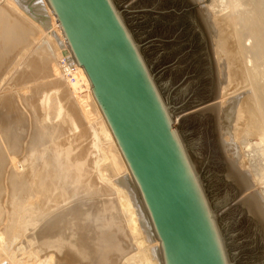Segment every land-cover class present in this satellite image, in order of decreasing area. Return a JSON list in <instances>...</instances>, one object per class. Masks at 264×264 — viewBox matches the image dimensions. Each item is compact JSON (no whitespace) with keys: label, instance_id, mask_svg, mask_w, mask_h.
I'll return each instance as SVG.
<instances>
[{"label":"rangeland","instance_id":"1","mask_svg":"<svg viewBox=\"0 0 264 264\" xmlns=\"http://www.w3.org/2000/svg\"><path fill=\"white\" fill-rule=\"evenodd\" d=\"M207 1L211 2L204 0V3ZM221 1L224 2L225 22L228 23L227 18H230L232 13H230L231 6H228L229 0H219L218 3ZM231 1L233 2V0ZM15 2L0 0V121L2 122L5 118L7 125L0 124V129H3L0 130V136L8 138L11 137V133H15L14 136L20 134L19 137L23 136V138L20 137V139L22 138L21 145L19 144L20 147L17 148L18 150L16 149V152L12 150V145L10 146L6 139L3 138L2 143L0 138V147L8 158V162L2 168L3 175L0 178L2 180H0V183L2 182L0 189H3V191L0 190V194L3 193L0 195V212L3 209V215L2 213L0 215L2 216L0 217V263L125 264V259L135 254L132 253L136 251L137 243L135 245L130 228L123 217L124 213L120 202L122 193H116L115 186H120V189L125 193L126 191L130 192L133 186L130 182H127V186L126 183L124 185L118 183L124 175L110 168L112 160L108 156H110L111 149L108 147L107 138L102 130L98 129L97 123H94L96 126L93 123L90 124L89 121L84 120V116H81L83 113L79 109L78 100L79 96L85 93V88L76 73L66 72L65 67L69 68V61L66 60L63 52L66 48L60 47L62 39L56 33L46 5L42 0H18ZM113 2L143 54L158 90L170 110L174 126L181 135L190 161L197 168L214 219L218 223L230 264H264V225L255 216L249 214L247 207L241 202L243 196L249 193L241 194L238 186L226 179L228 169V167L226 169V159H232V155L226 148L225 154H223V150L221 151L220 141L226 137L222 134L223 114L221 111L220 117L217 119L216 114L209 109L213 104H217L222 109L220 104L226 98L222 97L224 86L229 89V101L235 95H239L242 100L247 99L244 104V114L233 121L234 126L233 123L231 125L238 128L233 136L238 138L235 141H237V145H240V151L246 161L251 162L256 168L264 167V154L262 153L264 151L261 150L259 143H255L258 140L255 136L263 131L260 123H264V117L261 118L264 113L258 118L259 107L253 103L252 96L256 82L264 85V52L259 55L256 50L258 46L264 47L262 42L264 41V31L256 42H254L256 39L252 38L255 29L262 30L264 28V21H262L263 25L261 24L262 28L253 26L251 31L247 30L248 25L245 23V21L248 23L246 18L248 13H251L254 3L249 5L248 13L245 12L247 17L244 20L239 19V22L236 19L231 22L229 19L228 21L231 23L226 25L228 27L225 26L227 28L225 32L228 83L223 85L217 55L218 48L215 39L212 38L214 34L212 30L204 29L200 17L201 2H190L189 0H113ZM20 33H22L23 39L20 36L21 40L17 43L19 40L13 35H18L16 37L20 39ZM44 49H47L50 56L44 52ZM251 59L255 61L252 62ZM65 60L68 64L63 67ZM247 91L250 96H247ZM247 105L248 110H246ZM93 118L97 119L96 116ZM16 119L23 125L19 123L16 124L18 126H15L13 121L16 122ZM22 121L24 122L22 123ZM95 122L98 121L95 120ZM256 122L258 125L255 124ZM19 125L21 126L19 127ZM254 125L258 128V132ZM22 126L24 127L23 132L21 131ZM93 126L99 130H97L96 138L92 136L94 131L91 127ZM8 127L11 131L4 130ZM34 127L43 132L45 139V143L43 142L42 146L37 149L32 143L38 132ZM33 129L34 132L36 131L35 133L32 131ZM4 133L5 136H3ZM64 133L66 136H63ZM256 133L258 134L256 135ZM92 137L95 141L92 140ZM30 141L31 145H29ZM58 148L60 152L62 150L70 152L71 150L70 154H74L70 155L71 162H82L85 165H83L84 173L82 172L79 183L78 178H69L67 179L69 182L66 181L69 183V187L65 183V190L50 191L51 193H47L50 195L48 196L46 193L39 192V181L48 172L44 168L43 162L50 149H56L59 152ZM38 149L39 154H37ZM6 151L9 154L14 152L15 158H13L14 154L13 156L10 154V156ZM9 156L13 159L11 160ZM36 158L37 160H35ZM243 168L241 166L242 172L246 167ZM15 169H18L21 175L24 174L19 181L18 178L13 177L12 171ZM33 169L37 170L39 177L41 176L40 178L36 177L35 182L36 172ZM100 175L103 176V179ZM99 179L101 180L98 181ZM13 180L25 182L27 185L31 184L30 186L34 182L32 188L30 187L32 191L25 194L27 197L20 191L12 189ZM255 189H259L258 191L263 193L261 188H255V186L251 192ZM60 191H63L64 194L62 195ZM68 193L72 198L68 196ZM13 202L17 204L13 205ZM27 203L31 205L28 206ZM11 204L14 206L13 208ZM16 205H20L19 208ZM134 208L137 207L134 206ZM13 210L18 213H13ZM111 238H116L115 244H117L115 248L108 249L111 245V240H109ZM73 239L77 243L80 241L84 244L78 243L76 249L71 244H76ZM57 241H61L60 245ZM62 244L66 245L63 249H61ZM71 254L73 255L71 256Z\"/></svg>","mask_w":264,"mask_h":264},{"label":"water","instance_id":"2","mask_svg":"<svg viewBox=\"0 0 264 264\" xmlns=\"http://www.w3.org/2000/svg\"><path fill=\"white\" fill-rule=\"evenodd\" d=\"M129 168L164 264H230L203 185L113 0H47Z\"/></svg>","mask_w":264,"mask_h":264},{"label":"bare ground","instance_id":"3","mask_svg":"<svg viewBox=\"0 0 264 264\" xmlns=\"http://www.w3.org/2000/svg\"><path fill=\"white\" fill-rule=\"evenodd\" d=\"M10 1H12V2H14V3H16L15 1H18V0H10ZM43 2H44V4L46 5V7H47V9H48V11H49V13H50V16L52 17V20H53V25H54V28L56 29V33H57V35H59L60 37H61V42L62 43H60V47H62V48H66V50L65 51H63L64 52V54H65V57H66V60L68 59V61H69V68H68V70H67V68H66V71H71L72 73H76L77 75H78V77H80V80H81V82H82V86H84V88H85V93H83V95H80L79 96V100L76 98V100H78V106L80 107H78L79 109H80V111H82L81 113H83L81 116L83 117L84 116V120H87V121H89L90 122V124L91 123H93V125H95L94 123H97V126H98V129L99 130H102V132H103V134L105 135V137L107 138V141H108V143H109V145H108V147H109V149H111V153H109L110 154V156H108V158H111V160H112V163H111V166H110V168H113V169H115V170H117L119 173H121L122 175H124V177H122L120 180H119V184H125L126 183V186H127V182L129 183H131L132 185L131 186H133L132 188H131V191L130 192H128V191H126V193L124 192V191H122L121 189H120V186H115L116 187V190H115V192L117 193H122V201H120L121 202V205H122V210H123V213H124V215H123V217H125V219H126V224H128L127 226H129L128 228H130V231H131V233H132V237H133V239H134V241H135V245H136V243H137V249H135L136 251L135 252H131L132 254H134V255H132V256H130V257H127L126 259H125V264H164V262H162V249H161V243L158 241V239L156 238V235H155V233H154V228H153V226H152V224L150 223V219H149V217H148V214H147V211H146V209H145V206L142 204V202H141V199H140V195H139V193H138V190H137V188H136V186L134 185V183H133V179H132V176H131V173H130V170H129V168L126 166V163H125V161H124V158H123V156H122V153H121V151H120V148H118L117 147V144H116V141H115V139H114V137H113V134H112V132H111V130L109 129V127H108V125H107V123H106V120H105V118H104V115H103V112L100 110V107H99V105H98V103H97V101H96V98H95V96H94V93L92 92V89L90 88V82H89V80H88V77H87V75H86V73H84V71H83V69H82V67L81 66H77L76 65V62H75V58H74V56H73V54H71V52H70V50H69V48H68V46H67V43H66V41H65V36L62 34V32H61V30H60V28H59V23H57L56 22V17H54L53 16V14H52V10H51V7H50V5L48 4V2H47V0H42ZM190 2H195V1H198L199 3H200V5H201V8L199 9V13H200V17H201V19H202V22H203V24H204V29L206 30V29H209V30H212V32H213V34H214V37H212L213 39H215V44L217 45V48H218V52H217V55H218V57H219V69L221 70V76H222V83H223V85H226L227 83H228V70H227V51H226V32H225V29H227V28H225V26L228 24V23H231L232 21L231 20H238L239 21V19L240 20H244L247 16V18H246V20L248 19V23L245 21V23L248 25L247 26V30L248 31H251V30H253V29H251L253 26H255V28H257V27H260V28H262L261 26L263 25L262 24V21H264V0H248L247 2L246 1H244V0H233V2L231 1V0H229V3H230V1H231V3H230V5H229V3H228V6H231V11H230V18H227V22L228 23H226L225 22V12H224V2H219L218 3V1L219 0H210L211 2L210 3H208V1H207V3H204V0H189ZM247 3V4H246ZM252 3H254V6H253V8L251 7V13H248L247 11H248V8H249V5H251ZM227 7V6H226ZM217 9V10H216ZM244 10H246V11H244ZM198 11V10H197ZM245 12L246 13H248V15L246 16V14H245ZM200 19V18H199ZM230 19V21H228ZM240 22V21H239ZM226 23V24H225ZM238 23V22H237ZM202 24V25H203ZM240 24V23H239ZM241 24H242V22H241ZM262 24V25H261ZM229 25V24H228ZM259 25V26H258ZM257 26V27H256ZM206 27V28H205ZM226 27H228V26H226ZM235 27V26H234ZM229 28H230V26H229ZM228 28V29H229ZM233 29V28H232ZM259 28H257V29H255L256 31H254L255 33H253V37L252 38H254V42H256L257 40H258V38H260V34L264 31V28L261 30V29H259ZM236 30V29H235ZM233 31V30H232ZM240 31V30H239ZM246 31V30H245ZM247 32V31H246ZM21 35H19V37L20 36H22V33H20ZM232 34V33H231ZM248 34V33H247ZM24 35V34H23ZM16 36H18V35H13V37H15L16 39H18L19 41H17V43L18 42H20V40H21V37H20V39L18 38V37H16ZM210 37V36H209ZM22 39H23V36H22ZM242 39V38H241ZM264 40V39H263ZM253 42V41H252ZM263 42V44H264V41H262ZM57 44V43H56ZM262 45V44H261ZM53 47V46H52ZM257 47V46H256ZM216 48V47H215ZM249 48H250V46H249ZM256 50H257V52L259 53V55H261L262 54V52H264V47L263 46H261V47H259L258 46V48H256ZM221 51H224V52H221ZM44 52H46L48 55H49V53H48V51H47V49H44ZM254 53V52H253ZM221 54H223V56H221ZM258 55V56H259ZM50 56V55H49ZM253 56V55H252ZM261 57V56H260ZM263 58V57H262ZM256 59V58H255ZM252 60V59H251ZM253 61H255L254 59L252 60V62ZM238 63V62H237ZM255 64V63H254ZM258 64V63H257ZM260 65V64H259ZM45 68V67H44ZM234 68V67H233ZM234 72V71H233ZM247 73V72H246ZM247 75V74H246ZM260 76H262V75H260ZM264 77V76H263ZM250 79V78H249ZM256 79V78H255ZM262 79V78H261ZM255 83V82H254ZM263 84V83H262ZM261 83H258V82H256L255 84H254V94L252 95V93H251V95L253 96V103H255V104H257L258 105V111H257V113H258V118H259V116H261L263 113H264V85H262ZM80 86V85H79ZM253 86V85H252ZM223 90H224V95L222 96V97H226L225 98V101L222 103V104H220L221 105V107H222V109L221 108H219V106L217 105V104H213V106H211L209 109L213 112V113H215L216 114V116H217V119H218V117H220V113H221V111H222V113L221 114H223V121H222V127H223V131H222V134L224 135V136H226L225 138L223 137V140H221L220 141V144H221V146H222V149H221V151L223 150L224 152H223V154H225V148H226V150H228L229 152H230V154L232 155V159H226L227 161V164H226V169H227V167H228V169H227V175H226V179H228V180H230L231 181V183L233 184V183H235L237 186H238V188H239V190H240V193L241 194H246V193H249L248 195L246 194L245 196H243V198H242V200H241V202L242 203H244V205L247 207V209H248V211H249V214H251L252 216H255L259 221H261V223H263V225H264V167H260V166H258V168H256V167H254L253 166V164L251 163V162H249V161H246V158H245V156H243V154H242V152L240 151L241 150V148L239 147L240 145H237V141H235L236 139H238V138H234V136H233V134H234V132H235V130L236 129H238V128H236V127H233L234 126V123H233V121H235V120H237V119H239L243 114H244V109H245V106H244V104H245V102H247L246 100L247 99H245L244 98V100H242L240 97H239V95H235V96H233V97H231V100L229 101V89H228V87L227 88H225V86L222 88ZM250 89V88H249ZM253 92V91H252ZM247 93H248V95L247 94H245V93H242V94H245V95H247V96H250L249 95V92L247 91ZM245 95H243L244 97H245ZM216 97V96H215ZM75 100V101H76ZM223 100V99H222ZM14 103V102H13ZM74 103V102H73ZM18 104V103H17ZM230 104V105H229ZM26 105V104H25ZM75 105H76V103H75ZM250 105V104H249ZM57 106V105H56ZM26 107H27V105H26ZM52 107V106H51ZM55 108V107H54ZM208 108H207V110H208ZM4 109V108H3ZM27 109H28V107H27ZM53 109V108H52ZM51 109V110H52ZM57 109H58V107H57ZM204 109V108H203ZM249 109H251V108H249ZM24 110H25V108H24ZM55 110V109H54ZM75 110H77V109H75ZM246 110H248V105H247V109ZM78 111V110H77ZM250 111V110H249ZM7 112V111H6ZM27 112V111H26ZM52 112V111H51ZM56 112V111H55ZM74 112V111H73ZM247 112V111H246ZM18 113V112H17ZM28 113V112H27ZM32 113V112H31ZM52 113H54V111L52 112ZM80 113V114H81ZM253 113V112H252ZM72 114V113H71ZM78 114V113H77ZM76 114V115H77ZM242 114V115H241ZM74 115H75V113H74ZM21 116V115H20ZM23 116V115H22ZM94 116H96V118L97 119H95V118H93ZM18 116L16 115V118H17ZM24 117V116H23ZM78 117H80L79 115H78ZM264 116H262L261 118H263ZM92 118H93V120H92ZM26 119V118H25ZM33 119V118H32ZM76 119V118H75ZM216 119V118H215ZM254 119V118H253ZM8 120V119H7ZM12 120H13V118H12ZM17 121L16 122H14L13 121V124L15 125V126H18V125H16V124H19L20 123V121L18 120V119H16ZM29 120V119H28ZM74 120V119H73ZM72 120V121H73ZM80 120V119H79ZM91 120H92V122H91ZM95 120H97L98 122H95ZM257 120V119H256ZM255 120V121H256ZM262 120V119H261ZM261 120H260V122H261ZM9 121H11V120H9ZM8 121V122H9ZM27 121V120H26ZM242 121V120H241ZM251 121V120H250ZM263 121V120H262ZM24 121H22V123H23ZM28 122V121H27ZM31 122V121H30ZM33 123H34V121H32ZM247 122V121H246ZM257 122H259V121H257ZM257 122L255 123V124H257ZM259 122V123H260ZM3 124V125H5V126H7L6 125V120H5V118H3V120H2V122L0 121V124ZM73 123H75V122H73ZM232 123H233V126H231L232 125ZM1 124V125H2ZM11 124V123H10ZM13 124H11V125H13ZM21 124V123H20ZM29 124V123H28ZM82 124V123H81ZM242 124V123H241ZM13 125V126H14ZM21 125H23V124H21ZM21 125H19V127L21 126ZM24 125H26V124H24ZM74 125V124H73ZM244 125V124H243ZM248 125V124H247ZM258 125V124H257ZM262 125V128L261 129H263V131L262 132H260L259 133V135H257L258 133H256V135L257 136H255V137H257L258 138V140H257V142H255V143H259V146L261 145V150H263L264 151V123H260V126ZM4 126V127H5ZM12 126V127H13ZM32 126H33V124H32ZM36 126V125H35ZM82 126V125H81ZM86 126V125H85ZM96 126V125H95ZM95 126H93V127H91L92 129H93V131H94V134L92 135V136H94V138H96V136H97V128L95 127ZM238 126V125H237ZM246 126V125H245ZM75 127H76V125H75ZM75 127H74V129H75ZM244 127V126H243ZM254 127L256 128V125H254ZM258 127V126H257ZM1 128V127H0ZM9 128V127H8ZM8 128H6V129H4L5 131L7 130V131H11L10 130V128L8 129ZM18 128V127H17ZM24 127L22 126L21 127V131L23 132V129ZM29 128V130H30V127H28ZM35 128V127H34ZM38 128V127H37ZM96 128V129H95ZM219 128V127H218ZM235 128V129H234ZM260 128V127H259ZM23 129V130H22ZM36 129V128H35ZM88 129H90V128H88ZM87 129V130H88ZM240 129V128H239ZM258 128H256V130H257ZM260 129V130H261ZM1 130V129H0ZM3 130V129H2ZM1 130V131H2ZM14 130V129H13ZM18 130V129H17ZM25 130H26V128H25ZM37 130V129H36ZM75 130H77V129H75ZM91 130V129H90ZM98 130V131H99ZM221 130H222V128H221ZM242 130V129H241ZM255 130V129H254ZM33 132H34V129L32 130ZM38 132L35 134V138H33V139H35L34 141H32V143H33V146L37 149V147H40V146H42V144H43V142L45 141V139H44V136H43V132H41L40 130H37ZM259 130H257V132H258ZM28 132H30V131H28ZM36 132V131H35ZM34 132V133H35ZM62 132V131H61ZM60 132V133H61ZM218 132V131H217ZM237 132V131H236ZM241 132V131H240ZM244 132V131H243ZM1 133V132H0ZM6 133V132H5ZM4 133V135L3 136H5L6 134ZM7 133H9V132H7ZM14 133V132H13ZM16 133H18V132H16ZM20 133V132H19ZM18 133V134H19ZM24 133H27V132H24ZM23 133V134H24ZM59 133V134H60ZM66 133V132H65ZM65 133L63 134V136L65 135ZM238 133V132H237ZM246 133H249V132H246ZM10 134V133H9ZM15 134V133H14ZM14 134H10L11 135V137H8V138H6V136H5V138L4 139H6L7 140V142H9V145L11 146V148H12V150L13 151H15L16 152V149L18 148V147H20L19 146V144L21 145V143H20V140L23 138V136H20V137H22L21 139H20V137H19V135L17 136V135H15L14 136ZM22 134V133H21ZM31 134H33V133H31ZM30 134V135H31ZM58 134V135H59ZM67 134V133H66ZM242 134H245V133H242ZM252 134V133H251ZM255 134V133H254ZM13 135V136H12ZM29 135V134H28ZM29 135V136H30ZM61 135V134H60ZM87 135V134H86ZM239 135H240V133H239ZM247 135V134H246ZM245 135V136H246ZM29 136H27V137H29ZM33 136V135H32ZM66 136V135H65ZM219 136H220V139H221V135H220V128H219ZM232 136V137H231ZM237 136V135H236ZM244 136V135H243ZM253 136V135H252ZM59 137V136H58ZM62 137V136H61ZM75 137V136H74ZM249 137V136H248ZM0 138H1V136H0ZM3 138H1V141H2V143H3ZM68 138H70V137H68ZM85 138V137H84ZM26 139V138H25ZM63 139H65V138H63ZM86 139V138H85ZM89 139V138H88ZM227 139V140H226ZM246 139V138H245ZM29 140V139H28ZM69 140V139H68ZM92 140H94L95 141V139H93V137H92ZM23 141V140H22ZM27 141V140H26ZM64 141V140H63ZM62 142V141H61ZM65 142V141H64ZM68 142V141H67ZM66 142V143H67ZM72 142V141H71ZM11 143V144H10ZM45 143V142H44ZM85 143H87V142H85ZM233 143H235L234 144V146H233ZM244 143V142H243ZM57 144H59V143H57ZM61 144V143H60ZM90 144V143H89ZM93 144V143H92ZM25 145V144H24ZM29 145H31V141H30V144ZM81 145V144H80ZM94 145V144H93ZM3 146H4V144H3ZM8 146V145H7ZM26 146V145H25ZM33 146H31V148L33 147ZM86 146V145H85ZM95 146V145H94ZM220 146V147H221ZM225 146V147H224ZM252 146V145H251ZM257 146V145H256ZM5 147V146H4ZM28 147H30V146H28ZM53 147V146H52ZM51 147V148H52ZM59 147H60V145H59ZM63 147V146H62ZM61 147V148H62ZM69 147H70V145H69ZM88 147V146H87ZM91 147V146H90ZM89 147V148H90ZM26 148H27V146H26ZM55 148V147H54ZM64 148V147H63ZM67 148H68V146H67ZM86 148V147H85ZM92 148H94L93 146H92ZM91 148V149H92ZM255 148V147H254ZM253 148V149H254ZM7 149V148H6ZM5 149V150H6ZM9 149V148H8ZM32 149H34V148H32ZM59 149V148H58ZM68 149H70V148H68ZM75 149V148H74ZM73 149V150H74ZM77 149V148H76ZM84 149V148H83ZM3 149H1V147H0V178H2L1 176L3 175V170H2V168L5 166V164L8 162V158H7V156H6V154H5V152L4 151H2ZM11 150V151H12ZM18 150V149H17ZM21 150V149H20ZM67 150V149H66ZM34 151H36L35 149H34ZM38 151H39V149L37 150V154H39L38 153ZM62 151H64V150H62ZM60 152V149H59V152H58V150L56 151V149L55 150H51L50 149V151H49V154H48V156H47V158L44 160V162H43V166H44V168L45 169H47L48 170V172H46V174L43 176V178H41L40 179V181H39V186H38V188H39V192L40 193H51L50 191H58V190H61V189H64L65 190V183H66V181H67V179H69V178H71V179H73V178H78V183L80 182V179H81V176H82V172L84 171V168H83V163L81 162V163H78V162H75V163H73V162H71V159H70V155H72V154H70V152H71V150H70V152L67 150V151H64V152ZM93 151V150H92ZM96 151V150H95ZM95 151H94V153H95ZM6 152H8V151H6ZM9 152H10V149H9ZM9 152H8V154H9ZM19 152V151H18ZM89 152V151H88ZM75 153V152H74ZM84 153H85V151H84ZM91 153V152H90ZM98 153V152H97ZM96 153V154H97ZM256 153V152H255ZM263 154H264V152H262ZM11 154V153H10ZM9 154V155H10ZM13 154H14V152L11 154L12 156H13ZM29 154V153H28ZM262 154V155H263ZM10 155V156H11ZM31 155V154H30ZM33 155H34V153H33ZM74 155V154H73ZM72 155V156H73ZM85 155V154H84ZM95 155V154H94ZM98 155V154H97ZM9 156V157H10ZM27 156H29V155H27ZM88 156V155H87ZM229 157H231L230 155H228ZM257 156V155H256ZM256 156H255V159H256ZM264 156V155H263ZM33 157V156H32ZM34 157H35V155H34ZM78 157V156H77ZM85 157V156H84ZM96 157V156H95ZM11 158V160L13 159V158H15V154H14V157L12 158V157H10ZM41 158V156L39 157V159ZM82 158V157H81ZM87 158V157H86ZM254 158V157H253ZM253 158H252V161H253ZM264 158V157H263ZM74 159H76V158H74ZM79 159V158H78ZM94 159V158H93ZM35 160H37V158L35 159ZM81 160V159H80ZM83 160V159H82ZM88 160H89V157H88ZM96 160V159H95ZM257 160H258V158H257ZM33 161H34V159H33ZM75 161V160H74ZM260 161V160H259ZM91 162V161H90ZM29 163H32V162H29ZM95 163V162H94ZM251 163V164H250ZM253 163H254V161H253ZM91 164V163H90ZM192 164V163H191ZM257 164V163H256ZM228 165V166H227ZM255 165V164H254ZM31 166V165H30ZM33 166V165H32ZM85 166V165H84ZM88 166V165H87ZM192 166H193V164H192ZM241 166H242V168L243 167H246L245 168V171H243L242 172V169H241ZM263 166V165H262ZM33 167H35V166H33ZM194 167V170L196 171V173H197V175H198V172H197V168H196V166H193ZM260 167V168H259ZM244 169V168H243ZM22 170V169H21ZM34 170V169H33ZM35 172L37 171V170H34ZM90 171V170H89ZM111 171V170H110ZM13 172V177L16 179V178H18L17 180L19 181V179L22 177V175H24V174H20V171L18 170V169H15L14 171H12ZM22 172H23V170H22ZM112 172V171H111ZM24 173V172H23ZM84 173V172H83ZM94 173V172H93ZM115 173H117V172H115ZM119 173H117V174H119ZM10 174H11V172H10ZM25 174H26V172H25ZM72 174H74L73 175V177H70ZM116 174V175H117ZM28 175H29V173H28ZM89 175H90V173H89ZM7 176H9V175H7ZM26 176V175H25ZM84 176V175H83ZM101 177H102V179H103V176L102 175H100ZM111 176H113V175H111ZM199 176V175H198ZM28 177V176H27ZM32 177V176H31ZM36 177H39V175H37V172H36V175H35V177H34V182H35V178ZM41 177V176H40ZM39 177V178H40ZM88 177H90V176H88ZM101 177H99V178H101ZM108 177H110V176H108ZM8 178V177H7ZM12 178V177H11ZM10 178V179H11ZM84 178V177H83ZM70 179V180H71ZM200 179V178H199ZM1 180V179H0ZM17 180H13V182H12V189L13 190H18V191H20L23 195H25V194H29L31 191H32V186L34 185L33 183H32V186H30V185H27L25 182L24 183H22V182H18ZM101 179H99L98 181H100ZM2 181V180H1ZM10 181H12V180H10ZM86 181V180H85ZM67 182H69V180L67 181ZM70 182H72V181H70ZM83 182V181H82ZM2 183V182H1ZM0 183V184H1ZM11 183V182H10ZM84 183V182H83ZM90 183H92V182H90ZM98 183H100V182H98ZM98 183H97V185H98ZM67 185H68V187H69V183H66ZM73 184V183H72ZM80 184H82V183H80ZM79 184V185H80ZM113 184H115V183H113ZM10 185V184H9ZM36 185V184H35ZM38 185V184H37ZM89 185V184H88ZM92 185V184H91ZM130 185V184H129ZM128 185V186H129ZM122 186V185H121ZM125 186V188H128V187H126ZM254 186H255V188L257 187V188H261V190L263 191V193H260V191H258L257 189H255V190H253V192H251V189H253L254 188ZM31 187V188H30ZM78 187H80V186H78ZM92 187V186H91ZM1 188V187H0ZM82 188H84V187H82ZM130 188V187H129ZM0 190H2L3 191V189H0ZM34 190H36L35 188H34ZM33 190V191H34ZM70 190V189H69ZM84 190V189H83ZM87 190V189H86ZM1 191V192H2ZM26 191V192H25ZM53 191V192H54ZM85 191V190H84ZM89 191V190H88ZM61 192V191H60ZM68 192V191H67ZM34 193V192H33ZM71 193V192H70ZM131 193V194H130ZM3 193H1L0 195H2ZM35 194V193H34ZM33 194V195H34ZM45 194V195H46ZM52 194H54V193H52ZM56 194V193H55ZM57 194H59V193H57ZM61 194L63 195L64 194V192L62 191L61 192ZM66 194V193H65ZM69 194V193H68ZM83 194V193H82ZM21 195V194H20ZM48 195V194H47ZM60 195V194H59ZM26 196V195H25ZM43 196V195H42ZM41 196V197H42ZM48 196H50V195H48ZM61 196V195H60ZM66 196V195H65ZM68 196H70V194L68 195ZM24 197V196H23ZM27 197V196H26ZM67 197V196H66ZM71 197V196H70ZM36 198V197H35ZM43 198V197H42ZM46 198V197H45ZM68 198V197H67ZM72 198V197H71ZM119 198V197H118ZM131 198H132V201H131ZM62 199H63V197H62ZM36 200V199H35ZM60 200V199H59ZM134 200V201H133ZM138 200V201H137ZM1 201V200H0ZM55 201H57V200H55ZM64 201V200H63ZM39 202V201H38ZM137 202V203H136ZM14 203L15 202H13L12 204L14 205ZM111 203V202H110ZM109 203V204H110ZM119 203V202H118ZM12 204H11V206H12ZM15 204H17V203H15ZM28 204V203H27ZM30 204V203H29ZM28 204V206H30ZM137 204V205H136ZM1 205V204H0ZM33 205V204H32ZM17 206V205H16ZM15 206V207H16ZM19 206L20 205H18L17 206V208H19ZM109 206V205H108ZM134 206H136L137 208H134ZM14 206H12V208H13ZM21 207H22V205H21ZM16 208V209H17ZM31 208V207H30ZM33 208V207H32ZM31 208V209H32ZM113 208V207H112ZM27 209V208H26ZM3 210V209H2ZM1 210V212H0V215H1V213L3 212ZM20 210H21V208L19 209V212H20ZM90 210V209H89ZM95 210V209H94ZM26 212H27V210H25ZM32 211V210H31ZM75 211V210H74ZM102 211H103V209H102ZM30 212V211H29ZM13 213H18V212H14V210H13ZM98 213V212H97ZM122 213V212H121ZM31 214V213H30ZM2 215H3V213H2ZM24 215H25V213H24ZM16 216V215H15ZM29 216V215H28ZM31 216V215H30ZM97 216V215H96ZM0 217H2V216H0ZM4 217V216H3ZM29 218V217H28ZM30 219V218H29ZM29 219H27L28 221H29ZM98 219V218H97ZM96 219V220H97ZM27 220H25V221H27ZM24 221V222H25ZM89 221V220H88ZM98 221V220H97ZM94 222H95V219H94ZM98 222H100V221H98ZM97 222V223H98ZM27 223V222H26ZM25 224V223H24ZM30 224V223H29ZM26 225H28V224H26ZM54 227V226H53ZM52 227V228H53ZM51 228V229H52ZM107 228V227H106ZM95 230H96V228H95ZM105 231V230H104ZM109 231V230H108ZM107 231V232H108ZM99 232V231H98ZM103 232V231H102ZM106 232V231H105ZM104 232V233H105ZM103 234V233H102ZM108 234V233H107ZM106 234V235H107ZM92 235H94V234H92ZM111 235V234H110ZM96 236V235H95ZM103 236V235H102ZM113 237V236H112ZM114 237H115V235H114ZM53 239V238H52ZM61 239V238H60ZM59 239V240H60ZM108 239V238H107ZM115 239V240H114ZM111 238V239H109V240H111V242H110V246L108 247V249H112V248H115V245L117 244H115V241H116V238ZM132 239V240H133ZM57 240V239H56ZM74 240V239H73ZM75 241V240H74ZM133 241V242H134ZM56 242V241H55ZM58 243H59V245H60V243H61V241H57ZM54 243V242H53ZM71 243V242H70ZM75 245H74V243H71V244H73L72 246H75V248L77 247V244L78 243H80V241L77 243L76 241H75ZM119 243V242H118ZM80 244H84V243H80ZM79 244V245H80ZM106 244V243H105ZM55 245H56V243H55ZM63 245V244H62ZM69 245V244H68ZM68 245H67V247H68ZM134 245V246H135ZM58 246V245H57ZM66 245L64 244L63 245V247L61 248L60 246V248L61 249H63L64 247H65ZM71 246V245H70ZM86 246V245H85ZM58 247V248H59ZM79 247H81V245L79 246ZM93 247V246H92ZM57 248V247H56ZM59 248V249H60ZM69 248V250H70V247H68ZM135 248V247H134ZM58 249V250H59ZM71 249L72 250H74L75 251V249L74 248H72L71 247ZM77 249V248H76ZM80 249V248H79ZM78 249V250H79ZM101 249V248H100ZM50 250V249H49ZM68 250V251H69ZM61 251V250H60ZM80 251H81V249H80ZM80 251H76V252H80ZM84 251V250H83ZM91 251V250H90ZM72 252V251H71ZM82 252V251H81ZM86 252V251H85ZM84 252V253H85ZM61 253V252H60ZM87 253V252H86ZM86 253L84 254L86 257H87V255H86ZM69 254H70V251H69ZM77 254H79V253H77ZM77 254H75L76 255V257H77ZM88 254V253H87ZM130 254V253H129ZM73 254H71V256H72ZM82 255V254H81ZM81 255H79V256H81ZM83 255V256H84ZM66 257H67V255H66ZM74 257V256H73ZM103 257H105V256H103ZM69 258V257H68ZM80 258V257H79ZM81 258H84V257H82L81 256ZM78 259V258H77ZM108 259V258H107ZM70 260V259H69ZM83 260V259H82ZM87 260V259H86ZM99 260H100V258H99ZM108 261V260H107ZM99 262V261H98ZM92 263V262H91ZM97 263V262H96ZM21 264H25V263H21ZM97 264H99V263H97Z\"/></svg>","mask_w":264,"mask_h":264},{"label":"built area","instance_id":"4","mask_svg":"<svg viewBox=\"0 0 264 264\" xmlns=\"http://www.w3.org/2000/svg\"><path fill=\"white\" fill-rule=\"evenodd\" d=\"M67 61L65 60V62H64V66L63 67H65V66H67ZM65 69H66V67H65ZM68 70V69H67ZM67 73H69V71H66ZM0 264H7V263H0Z\"/></svg>","mask_w":264,"mask_h":264}]
</instances>
